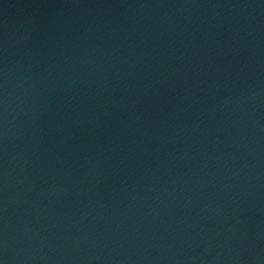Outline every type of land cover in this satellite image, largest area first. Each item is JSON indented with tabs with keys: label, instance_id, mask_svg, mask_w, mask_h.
<instances>
[{
	"label": "water",
	"instance_id": "1",
	"mask_svg": "<svg viewBox=\"0 0 264 264\" xmlns=\"http://www.w3.org/2000/svg\"><path fill=\"white\" fill-rule=\"evenodd\" d=\"M0 264H264V0H0Z\"/></svg>",
	"mask_w": 264,
	"mask_h": 264
}]
</instances>
